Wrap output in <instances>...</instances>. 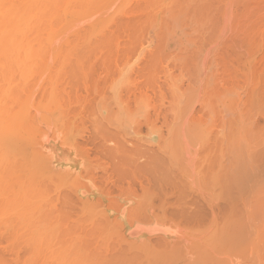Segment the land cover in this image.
<instances>
[{
    "label": "rangeland",
    "instance_id": "374dc122",
    "mask_svg": "<svg viewBox=\"0 0 264 264\" xmlns=\"http://www.w3.org/2000/svg\"><path fill=\"white\" fill-rule=\"evenodd\" d=\"M34 141L39 149L53 144L64 150L73 171L48 163L44 154L34 151ZM210 142L220 145L214 151L222 160L215 156L214 146L208 150ZM152 155L162 156V161L169 158L165 161L171 165L161 160L164 166L158 165L171 171V175L165 172L171 182L165 186L173 188L185 179L183 190L177 184L179 193L172 188L168 193L163 184V189L159 185L154 190L161 191V198L154 194L161 169L158 174L154 169L158 167L148 164ZM8 163L22 169V177L7 174L15 173ZM263 167L264 0H0V264H139L143 261L139 248L150 252V241L157 234L168 239L165 244L178 238L184 246L181 260L177 252L181 248L174 250L173 242V250L167 245L175 260L169 264H181L185 257L187 262V248L198 259H192L195 264H210L206 256L211 253L210 260L218 258L219 264H264V185L257 187L264 183ZM249 168L261 175L256 171L253 178ZM152 172L158 175L155 183L153 174L148 177L149 186L143 179ZM217 172L225 177L220 179L223 174ZM172 175L178 176L174 185ZM237 176L248 183H240L241 188ZM227 177L237 184L235 190L232 184L228 187ZM141 184L148 187L144 192ZM239 187L244 195L248 187L250 197L243 195L241 200ZM221 190L235 199H227L229 195ZM171 191L172 198L168 197ZM141 193L146 198L149 193V199L154 197L160 205L153 206L156 219L149 216L154 201L140 198ZM215 193L220 199L225 196L223 206L234 204L226 208L229 213L222 214L225 207ZM157 198L163 199L161 203ZM164 199H175L171 200L175 206L170 210L161 206ZM143 202L148 203L144 209ZM171 207L181 211L176 214L183 221L176 220L181 219L174 217ZM142 211L147 214L142 218L150 220H139ZM162 211L166 219L171 218L167 222ZM158 216L164 218L162 222ZM220 218L229 223L224 220L219 228ZM201 222L212 226L203 230ZM214 227L221 234L215 233L219 238L214 236L216 242L208 243L213 249L206 245L204 250L212 251L205 256L201 236ZM223 227L231 229L228 237ZM246 231L251 233L248 239ZM239 238L248 248L238 244ZM194 240L202 243L187 247L185 242ZM146 251L140 264L148 263V255L149 260L156 256Z\"/></svg>",
    "mask_w": 264,
    "mask_h": 264
},
{
    "label": "bare ground",
    "instance_id": "6f19581e",
    "mask_svg": "<svg viewBox=\"0 0 264 264\" xmlns=\"http://www.w3.org/2000/svg\"><path fill=\"white\" fill-rule=\"evenodd\" d=\"M209 140H210V139H209ZM35 141H36V140H35ZM35 141H34V145L37 144V142H35ZM37 141H38V140H37ZM158 142H159V141H158ZM158 142H157V146H158L157 148L160 147V146L158 145ZM214 143H215V142H214ZM66 144H67V143H66ZM68 144H69V143H68ZM210 144H211V145H208L209 147L207 146V147H208V150H209L210 146H211V147L214 146L213 152H215V156H216V151H214V150H217V149H215V148L220 149V145L217 144V146H215L216 144H212V142H210ZM38 145H40V140H39V142H38ZM160 145H161V144H160ZM172 145H173V144H172ZM172 145H171V146H172ZM36 146H37V145H36ZM174 146H175V145H173V147H174ZM218 146H219V147H218ZM37 147H38V148H37ZM37 147H36V149H35L34 151L39 152V154H44V155H45V158H44V159L47 160L48 163H50V164L53 165V166L63 167V168H65V169L68 170V171H73V169H72V165H71V161H72V160H69V158L67 159L68 155H67L66 152H64V150H62V149H60V148L56 149V148H55V145H53V144H51V145H48V144H47V146H46V145H42V146H41L42 149H39L40 146H37ZM205 147H206V144H205ZM205 147H203V150L206 152L207 147H206V149H205ZM75 149H76V148H75ZM159 149H160V148H159ZM38 150H39V151H38ZM151 150H152V149H151ZM199 150H200V149H199ZM203 150L201 149V151H203ZM208 150H207V151H208ZM75 151H76V150H75ZM152 151H154V149H153ZM152 151H151V153H153ZM162 151H163V150H162ZM210 151H211V148H210ZM210 151H209V152H210ZM218 151H219V150H218ZM218 151H217V153H218ZM40 152H41V153H40ZM211 153H212V152H211ZM171 154H173V153H170L169 156H170ZM201 154H202V153H201ZM213 154H214V153H213ZM161 155H162V154H161ZM197 155H198V152H197ZM199 155H200V153H199ZM158 156H160V155H158ZM158 156H157V155H152V157H149L150 159L148 158V164L151 162L150 165H151L153 168H154V167H158V169H156V168H154V169H155V171L158 172V174H159V171H157V170H159L160 166L162 165L161 162H165V163H166L167 161H165V160H166L168 157H167V158L165 157L166 159H165L164 161H162V159H161L162 156H160L159 158H157ZM164 156H165V155H164ZM203 156L206 157V155H204V153H203ZM212 156H214V155H211L210 157H212ZM215 156H214V157H215ZM217 156L221 159V157H220L219 155H217ZM217 156H216V157H217ZM170 157H174V155H173V156H170ZM205 157H200V156H199V158L202 159L203 162H204V159L206 160ZM219 158H218V159H219ZM163 159H164V158H163ZM168 159H169V158H168ZM209 159H212V160H213V157H212V158H209ZM209 159H208V156H207V161H208ZM149 160H150V161H149ZM160 160H161V162H160ZM197 160H198V159H197ZM212 160H211V162H212ZM221 160H222V159H221ZM202 161H201V163H202ZM214 161L216 162V160H214ZM214 161H213V162H214ZM230 161H231V160H230ZM198 162L200 163V160H198L196 163H198ZM213 162H212V163H213ZM217 162H218V164H219L220 160H217ZM242 162H245V161H242ZM246 162H247V161H246ZM159 163H160V166H158ZM168 163H169V162H168ZM168 163H166V164H168ZM201 163L199 164V166L201 165ZM204 163H205V162H204ZM212 163H211V165H212ZM223 163H225V162H223ZM228 163H229V162H228ZM228 163H227V164L225 163V164H226V165H229V164H230V167H231V165L233 164V163H232V164H231V163L228 164ZM166 164H165V166H166ZM174 164H175V163H174ZM184 164H185V163H184ZM194 164H195V163H194ZM205 164H207V162H206ZM209 164H210V163H209ZM209 164H207V165H209ZM216 164H217V163H216ZM218 164H217V165H218ZM244 164H245V163H244ZM169 165H171V164L169 163ZM181 165H182V164H181ZM196 165H197V164H195V166H196ZM207 165H205V166H207ZM222 165H224V164H222ZM242 165H243V164H241V166L239 165V167H243V166H245V165H243V166H242ZM252 165H253V163H252ZM252 165H250V166H252ZM6 166L9 168V170L15 172V173H7L6 170H4V171H5L7 174H9V175H10V174H15V175H14V179H18L19 176L22 177V174H21L22 169H16V170H15L14 167L11 166L10 163H8ZM162 166H164V165H162ZM179 166H180V164H179ZM183 166H187V165H183ZM195 166H194V167H195ZM199 166L196 167V168L200 169ZM202 166H203V165H202ZM202 166H200V167H202ZM205 166H204V167H205ZM212 166L215 167V165H212ZM218 166H219V165H218ZM102 167H104V170H106V168H105L106 166H104V164L102 165ZM175 167H176V164H175ZM204 167H202V168H203V169L207 168V170H208V167H205V168H204ZM223 167H224V166H223ZM226 167H227V166H226ZM239 167H237V168H239ZM252 167H253V166H252ZM163 168H164V169H161V168H160V169H161L160 171L162 172V174H161V172H160V175H161V176H159L157 173H156V175H158V176L161 177V178H162V177L165 178V182H164V180L160 179L158 176H156V175L153 174V172H155L153 169H152L153 172H152L151 174H147V177H146V178H145V176H144V179H146V180L143 179V181H145L146 184H148V182H149V186H151V185H150V180H148V177H149V179L152 178V179H151V182H152V180H153L154 183L156 182L157 179H158L159 181L164 182V183L161 182L162 184H158V183H160V182L157 180L158 182L156 183L155 188H152L153 191H154L155 189L158 190L160 187H161L160 189H163L164 187H166V186L168 185V183H169V184L171 183L170 181H168V180H170V179L168 178V176L171 175V174H170L171 171H170V170H169V171H168V170H165V167H163ZM166 168H167V166H166ZM177 168H178V167H177ZM202 168H201V169H202ZM211 168H212V167L210 166V169H211ZM216 168H218V167L216 166L215 169H216ZM219 168H220V167H219ZM221 168H222V167H221ZM224 168H225V167H224ZM245 168H246V167H245ZM245 168H244V169H245ZM259 168H260V167H259ZM263 168H264V167H263ZM180 169H181V168H180ZM201 169H200V171H201ZM203 169H202V170H203ZM212 169H213V168H212ZM212 169H211V170H212ZM215 169H214V170H215ZM226 169H228V171L231 170V168H230V169H229V168H226ZM246 169H247V168H246ZM249 169H250V170H249V173L252 174V175H251V174L248 173V175H250V176H253L254 173H255L256 171H257V173L259 172L258 170H256L257 167H256V169H255L256 171L254 170V171H255L254 173H252L253 171L251 170V168H249ZM163 170H165V171L163 172ZM176 170H177V169H176ZM178 170H179V168H178ZM182 170H183V169H182ZM182 170H181V171H182ZM205 170H206V169H205ZM207 170H206V171H207ZM217 170H218V169H217ZM239 170H241V169H237V172H238ZM261 170H262V169H261ZM68 171H67V172H68ZM166 171H167L170 175H169V174H168V175H165V174H167V173H165ZM197 171H198V170H197ZM223 171H225V170H223ZM233 171H234V170H233ZM242 171H243V170H242ZM242 171H240V172L242 173ZM251 171H252V172H251ZM174 172H175V171H174ZM174 172L172 171L173 175H174ZM177 172H179V171H177ZM209 172H210V170H209ZM209 172L207 171V174H208ZM219 172H220V171H219ZM234 172H235V171H234ZM234 172H233V174H234ZM245 172H246V171H245ZM179 173H180V172H179ZM179 173H176V174H178V176H179ZM203 173H204V172L202 171V175H203ZM225 173H226V172H225ZM227 173H228V172H227ZM227 173H226V174H227ZM257 173H255V174H257ZM259 173H260V174H258L257 176H260V175H261V172H259ZM263 173H264V172H263ZM263 173H262V174H263ZM152 174H153V175H152ZM176 174H175V176H176ZM205 174H206V173H205ZM210 174H212V173L210 172ZM214 174H215V173H214ZM214 174H213V177H215ZM216 174H219V173L217 172ZM221 174H223L224 176L221 175ZM228 174H229V173H228ZM231 174H232V173H231ZM150 175H152L151 178H150ZM163 175H164V176H163ZM173 175H172V178L174 179V181L172 180L171 177H170V178H171V180H172V184L174 185L173 182H176V181H175V180H176L175 178H177L178 176H177V177H173ZM198 175H201V173H200L199 171H198ZM219 175L222 176L220 179H222L223 177H225V174H224L223 172L220 173ZM235 175H236V173H235ZM243 175H244V173H243ZM243 175L238 174V176H242L243 179H244V176H243ZM155 176L157 177L156 180H155ZM166 176H167V178H166ZM227 176L229 177V175H227ZM233 176H234V175H233ZM233 176H232V179L234 178ZM238 176H237V177H238ZM250 176H249V177H250ZM254 176H255V175H254ZM254 176H253V178H254ZM263 176H264V175H263ZM263 176H261L260 179L262 178V180H264V179H263V178H264ZM179 177H180V176H179ZM218 177H219V176H218ZM228 177H227V180H229ZM237 177H236V178H237ZM139 178H140V177H139ZM142 178H143V177H141V179H142ZM216 178H217V177H216ZM247 178H248V177H247ZM253 178H251V179L249 178L250 181L252 180L251 182H249V183H251V187L254 186V185L252 186V182H254V181H253ZM256 178H257V177H256ZM178 179H179V178H178ZM178 179H177V180H178ZM213 179L215 180V178H213ZM220 179H219V180H220ZM224 179H225V178H224ZM238 179H239V180H238ZM258 179H259V177H258ZM258 179H257V180H258ZM147 180H148V182H147ZM180 180H181V179H180ZM182 180H184V181L181 182V183L183 184V182H185V179H182ZM254 180H255V179H254ZM262 180H259V181L261 182ZM143 181L140 180V182H142V183H143ZM166 181H167L168 183H167ZM224 181H226V180H224ZM231 181H232V180H231ZM231 181H230V180L227 181V183H228V182L230 183V185H229L228 187H230V186L233 185V186H235V187H231V188H233V189L236 188V187H237V186H236L237 184H236V183H235V184H232L233 181H232V183H231ZM237 181H240L239 184H238L239 186H240V183H243V182H244V181L242 182V181L240 180V177L237 178ZM237 181H236V182H237ZM177 182H178V181H177ZM215 182L217 183L218 181H215ZM221 182L224 184L223 186L227 185V184H225L222 180H221ZM256 182H257V181H256ZM256 182H255V183H256ZM260 182H259V183H260ZM166 183H167V185H166ZM181 183H176V185H177V184H180V186H179V185H178V186L180 187V190H181V189L183 190V187H182L183 185H182ZM216 183H215V185H217ZM219 183H220V182H219ZM219 183H218V184H219ZM247 183H248V180H247ZM247 183H245V184H247ZM261 183H262V182H261ZM261 183H260V184H257V185H258L257 187H259V185H264V183H262V184H261ZM163 184H164V185H163ZM184 184H186V183H184ZM231 184H232V185H231ZM243 184H244V183H243ZM245 184H244V185H245ZM141 185H142V184H141ZM152 185H153V184H152ZM157 185H158V186H157ZM159 185H161V186L159 187ZM162 185L164 186L163 188H162ZM165 185H166V186H165ZM176 185H174V186H175V190H174V186H173V188H172V185H170L171 187H170V186H168V187H169V188H172L173 191H175V193H179V192H178V189L176 190ZM181 185H182V186H181ZM255 185H256V184H255ZM142 186H143V185H142ZM178 186H177V187H178ZM185 186H186V188L188 187L187 185H185ZM219 186L221 187V184H220ZM219 186H218V187H219ZM247 186H248V185H247ZM158 187H159V188H158ZM179 187H178V188H179ZM240 187H241V186H240ZM240 187L237 188V190L240 189ZM244 187L246 188V186H244ZM248 187H250V186H248ZM248 187H247V189H245L246 192L249 191V190H248ZM263 187H264V186H263ZM143 188H144L145 190H147L148 187H144V186H143V187H142V192H144ZM157 188H158V189H157ZM169 188L166 187V189H164L165 192H168V193H169V192H170L169 190H171V189H169ZM221 188H222V187H221ZM241 188H242V187H241ZM259 188H260V187H259ZM150 189H151V188H149V190H148L149 193H150V192H153V191H150ZM168 189H169V190H168ZM188 189H189V187H188ZM215 189H220V188H217V187L215 186ZM227 189L229 190V188H227ZM252 189H254V187H253ZM255 189H258V188L255 187ZM180 190H179V191H180ZM185 190H186V189H185ZM185 190H184V191H185ZM234 190H235V189H234ZM237 190H236V193H237ZM243 190H244V188H243ZM250 190H251V189H250ZM173 191H171V193L168 194V197H170L172 194H175ZM176 191H177V192H176ZM221 191H222V190H221ZM224 191H226V190L224 189ZM224 191H222V192H224ZM231 191H232V189H231ZM238 191H239V190H238ZM241 191H242V190H241ZM245 191H244V192H245ZM252 191H253V190H252ZM154 192H155V193H154ZM154 192H153L154 194L157 193V191H154ZM160 192H161V191L159 190V192H158L159 194H156V196L159 197V195H160V198H161V195H162V194H160ZM180 192H182V191H180ZM218 192H219V191H218ZM229 192H230V191H229ZM242 192H243V191H242ZM246 192H245V195H244V193H240V191L238 192V194L242 195L241 200H243V195H244V197L246 196ZM260 192H261V190H260ZM145 193H146V192H145ZM145 193H143V194H145ZM149 193L146 194V195H147V198H146L142 193H141L142 195H139V196H140V198L143 197V198H145L146 200H148V199H149V195H148ZM153 193H152V194H153ZM162 193H163V196H164V194L167 195V193H164L163 191H162ZM188 193L190 194V193H192V191H191V192H188ZM194 193H195V192H194ZM224 193H225V192H224ZM226 193H227V192H226ZM226 193H225V194H226ZM234 193H235V192L232 193V196L234 195ZM236 193H235V195H238V194H236ZM257 193H258V192H257ZM263 193H264V192H263ZM263 193H261V194H263ZM152 194L150 193V195H152ZM215 194H216V193H215ZM166 195H165V196H166ZM216 195H217V197L219 196V199H220V195H219L218 193H217ZM226 195H229V194L227 193ZM240 195H238L237 197H238V198L241 197ZM141 196H142V197H141ZM152 196H153V195H152ZM154 196H155V195H154ZM163 196H162V198H163ZM177 196H178V195H176V197H177ZM182 196H184V195H183V192H182ZM182 196H181V197H182ZM188 196H189V195H188ZM192 196H193V194H192V195L190 194V197H191V198H192ZM211 196H212V195H211ZM229 196H230V197H229ZM229 196H227V199H229V198H230V200H234V199H235V198H233V197H232V199H231V195H229ZM247 196H248V195H247ZM247 196H246V197H247ZM253 196H255V195H253ZM258 196H259V195H258ZM168 197H167V198H168ZM178 197H180V196H178ZM185 197H186V195H185ZM190 197H189V198H190ZM194 197H195V196H194ZM196 197H197V196H196ZM223 197L225 198V196H223ZM234 197H235V196H234ZM248 197H250V196H248ZM151 198H152V197H151ZM153 198H154V197H153ZM153 198H152V200H153ZM160 198H157V199L159 200ZM164 198H166V197H164ZM170 198H172V197H170ZM170 198H169V199H170ZM173 198H175V196H173ZM186 198H188V197H186ZM197 198H198V197H197ZM197 198H195V199H197ZM203 198H204V197H203ZM209 198H210V195H209ZM221 198H222V197H221ZM224 198H222V199H224ZM238 198H237V199H238ZM145 199H144V200H145ZM154 199H155V198H154ZM179 199H180V198H179ZM181 199H182V198H181ZM181 199H180V200H181ZM183 199L186 200V202H188V199H185V198H183ZM183 199H182V200H183ZM205 199H207V197H206ZM217 199H218V198H217ZM222 199H220V201H221ZM227 199H225V204H227V202H226V201H228ZM239 199H240V198H239ZM144 200H143V201H144ZM146 200H145V201H146ZM149 200H151V199H149ZM152 200H151V202H152ZM158 200H157V201H158ZM162 200H163V199L159 200L160 203H161ZM171 200H172V199H171ZM171 200L164 199V203L162 202L161 206L164 205V204H165V205H168L167 208H168V210H170L169 206L172 205L171 202L174 201L175 199L172 200V201H171ZM177 200H178V199H177ZM182 200H181V202L184 203V201H182ZM197 200H198V203H199V199H197ZM197 200H194V201H197ZM200 200H201V199H200ZM215 200H216V198H215ZM251 200H252V199H251ZM139 201H141V199H139ZM145 201H144V202H145ZM153 201H154V200H153ZM157 201H156V203H157ZM168 201H170V204H169ZM190 201H191V200H190ZM190 201H189V202H190ZM194 201H192V202H194ZM202 201H203V200H202ZM212 201H213V199H212ZM212 201H211V202H212ZM236 201H237V200H236ZM244 201H246V198H245ZM144 202H143V203H144ZM147 202H148V203H151V202H149V201H147ZM192 202H191V204H194V203H192ZM200 202H201V201H200ZM207 202H209L208 199H207ZM207 202H206V204H207ZM213 202H214V201H213ZM221 202H222V204H220V205H221V207H222V206L224 205V204H223V200H222ZM221 202H220V203H221ZM228 202H230V201H228ZM238 202H239V200H238ZM238 202H237V203H238ZM242 202H243V201H241V203H242ZM143 203H142V204H143ZM148 203H146V204L144 203L145 205L141 206V208L144 209L143 207L147 206ZM153 203L155 204V201H154ZM174 203H175V202H173V205H174ZM178 203H179V201H178ZM215 203H216V202L211 203V204L214 205ZM231 203H232V202H231ZM246 203H247V202H246ZM142 204H141V205H142ZM154 204L152 205V203H151L152 208H153V206H154L155 208L160 206V205L156 206L158 203L155 204V205H154ZM175 204H176V203H175ZM187 204H188V203H187ZM209 204H210V203H209ZM209 204H208V205H209ZM211 204H210V205H211ZM216 204H217V203H216ZM216 204H215V206H216ZM228 204H230V203H228ZM228 204H227V205H228ZM247 204H248V203H247ZM149 205H150V204H149ZM165 205H164V206H165ZM173 205H172V206H173ZM183 205H184V204H183ZM204 205H205V201H204ZM210 205H209V207H210ZM213 205H212V206H213ZM220 205H219V207H220ZM232 205L234 206V204H230L229 207H230V206L232 207ZM164 206H163V210H164ZM174 206H175V205H174ZM181 206H182V205H181ZM181 206L178 207V208L181 209ZM187 206H188V205H187ZM187 206H186V207H187ZM193 206H194V205H193ZM205 206H206V205H205ZM205 206H204V208H206ZM212 206H211V207H212ZM235 206H236V203H235ZM243 206H244V205H243ZM200 207H202V206H201V203H200ZM209 207H208V209H209ZM223 207H225V208H224L225 210H224V212L222 211V214H224L225 212H227V211L230 210V208L227 207V206H223ZM247 207H248V206H247ZM139 208H140V207H139ZM159 208H160V207H159ZM171 208H172V207H171ZM173 208H174V207H173ZM173 208H172V210H173ZM178 208L175 207V209L173 210L174 217H175V214L177 213L176 211H177ZM182 208L185 209V207H182ZM212 208H213V207H212ZM212 208H211V209H212ZM226 208H229V210H227ZM245 208H246V207H245ZM165 209H166V208H165ZM188 209H189V208H188ZM188 209H186V210H188ZM192 209H193V207H192ZM198 209H199V207H198ZM219 209H220V208H219ZM231 209H232V208H231ZM139 210H140V209H139ZM153 210H154V208H153ZM155 210L157 211V209H155ZM155 210L149 213V216H150L151 218H153V219H154V218L156 219L155 215L158 214V212L156 213ZM159 210H161V209H159ZM168 210H167V212H168ZM178 210H179V209H178ZM200 210H201V209H200ZM213 210H214V208H213ZM216 210H217V209H216ZM222 210H223V209H222ZM236 210H238V209H236ZM242 210H243V209H242ZM247 210H248V209H247ZM165 211H166V210H165ZM182 211H183V210H182ZM193 211H194V210H193ZM208 211H209V210H208ZM210 211H211V210H210ZM232 211H233V210H232ZM234 211H235V210H234ZM240 211H241V209H240ZM143 212H144V211H142V215L140 216V219H139V220H144V221H145L146 219H143V218H146V217H144V216H145V215L147 216V214H144ZM153 212H155V213H153ZM170 212H171V211H169V213H170ZM179 212L181 213L180 210H179ZM179 212H178V215H181V214H179ZM194 212H195V211H194ZM196 212H197V211H196ZM202 212H203V211H202ZM204 212H206V211H204ZM212 212H213V211H212ZM236 212H237V211H236ZM247 212H248V211H247ZM162 213H163V211H162ZM169 213H168V214H169ZM182 213L185 214L186 212H185V213L182 212ZM187 213H188V212H187ZM191 213H192V212L190 211V215H191ZM197 213H198V212H197ZM207 213H208V212H207ZM227 213H229V212H227ZM233 213H234V212H233ZM238 213H239V212H238ZM242 213H243V211H242ZM164 214H165V212H164L163 214H161V215H164ZM166 214H167V213H166ZM192 214H193V213H192ZM204 214H205V213H204ZM208 214L210 215L211 213H208ZM213 214H214V212H213ZM222 214H221V215H222ZM143 215H144V216H143ZM171 215H172V214H171ZM178 215L176 214V216H177L178 218L182 217V216H178ZM219 215H220V214H219ZM227 215H228V214H227ZM227 215H225V216L227 217ZM230 215H231V211H230ZM239 215H240V214H239ZM242 215H243V214H242ZM168 216H169V215H168ZM183 216H184V215H183ZM186 216H187V215H186ZM186 216H185V217H186ZM195 216H196V215H195ZM225 216L223 215V217H225ZM231 216H232V217H236L237 215H235V216L231 215ZM231 216H230V217H231ZM243 216H244V215H243ZM245 216H246V215H245ZM142 217H143V218H142ZM158 217L161 218V216H158ZM165 217H167V216L164 215V218H165ZM170 217H172V216H170ZM174 217H173V218H174ZM199 217H200V215H199ZM208 217H209V216H208ZM216 217H217V215H216ZM219 217H220V216H219ZM221 217H222V216H221ZM228 217H229V215H228ZM228 217H227V218H228ZM147 218H148V217H147ZM164 218H161L160 221L162 222V219H164ZM182 218H183V217H182ZM182 218H180L181 220H178V219L176 218V220H177V221H183ZM191 218H192V217H191ZM196 218H197V217H196ZM213 218H214V216H213ZM227 218H224L223 220L220 218L219 221L222 220V222H221V223L218 222V223L221 224V225L218 224V225H219V226H218L219 228H220V226H221V228H222V225H224V224H223L224 220L226 221V223H229V222H227V221H228ZM148 219H149V218H148ZM148 219H147V220H148ZM170 219H171V218H169V219H168V218H167V219L165 218L164 221L167 222V220H170ZM188 219H189V218H188ZM193 219H194V218H193ZM201 219H202V216H201ZM210 219H212V218H210ZM226 219H227V220H226ZM241 219H243V221H244V217L241 218ZM248 219H249V218H248ZM147 220H146V221H147ZM149 220H150V219H149ZM190 220H191V219H190ZM190 220H189V221H190ZM194 220H195V219H194ZM205 220H207L206 223H208L209 218H205ZM215 220H216V219H215ZM215 220H214V221H215ZM237 220H238V219H237ZM237 220H234V219H233V221H235V222H236ZM239 220H240V218H239ZM157 221L159 222V219H157ZM177 221H176V222H177ZM196 221H197V220H196ZM212 221H213V220H212ZM229 221H230V220H229ZM231 221H232V220H231ZM231 221H230V223H231ZM241 221H242V220H241ZM241 221H240V222L238 221V222H236V223H241ZM247 221H248V220H247ZM249 221H250V220H249ZM168 222H169V221H168ZM176 222H175V224H177ZM186 222H187V221H186ZM197 222H198V221H197ZM199 222H200V221H199ZM169 223H170V222H169ZM178 223H179V222H178ZM203 223H204V222H203ZM216 223H217V222H216ZM232 223H233V222H232ZM232 223H231V224H232ZM181 224H182V223H181ZM187 224H188V223H187ZM187 224H186V225H187ZM201 224H202V222H201ZM212 224H213V222H212ZM214 224H215V222H214ZM170 225H171V224H170ZM173 225H174V224H173ZM195 225H196V223H195ZM202 225H203V224H202ZM205 225L207 226V224H204V225H203V227H204V228H202L203 230H204L205 228L207 229V227H209L211 224H210L209 226H207V227H205ZM226 225H227V224H225V226H226ZM228 225H229V224H228ZM242 225H244V224L242 223L241 226H240L239 228H242ZM245 225H246V224H245ZM180 226H181V225H179V227H180ZM188 226H189V225H188ZM193 226H194V224H193ZM193 226H191V229L193 228ZM211 226H212V225H211ZM214 226L217 227V225H214ZM225 226H224V227H225ZM229 226H230V225H229ZM233 226H234V224L232 225V227H233ZM237 226H238V225H237ZM196 227H197V226H195L194 229L198 230V228H199L200 226H199L198 228H196ZM216 227L212 228V230H213V229L215 230ZM224 227H223V228H224ZM230 227H231V226H230ZM244 227H245V226H244ZM244 227H243V228H244ZM182 228H184V226H183ZM226 228H227V226H226ZM226 228H224V229H226ZM234 228H235V227H234ZM239 228H238V229H239ZM158 229H159V228H158ZM186 229H187V228H186ZM191 229L189 228V230H191ZM194 229H193V230H194ZM202 229H201V227H200V229H199L198 231L200 232V230H201V231L203 232ZM229 229H230V228H229ZM229 229H226V230L229 231ZM236 229H237V228H236ZM236 229H235V230H236ZM245 229H246V228H245ZM159 230H160V229H159ZM159 230H158V231H159ZM212 230H211V231L209 230V233L211 232L210 234H211L213 237H208V236H210V234L205 235V234H206V232H205L204 235H205L206 237L203 235V236H201L202 239L199 238V239H201L202 242H203V246H202V247H204V245H205V247L203 248V250H204V249H207L206 247L208 246V243H209V244L211 243L210 245H212V244H213V240L216 242V240L214 239V236L217 237V238H219L218 236H216L215 233L218 234V232H219V234H221V231H220L219 229H218V232H217V230H215L213 233H212ZM230 230H231V229H230ZM232 230H233V228H232ZM160 231H161V230H160ZM184 231H185V229H184ZM198 231H197V232H198ZM222 231H223V230H222ZM224 231H225V230H224ZM228 231H227V235L224 234L226 231L223 232V235H226L225 237H228V233L230 234V232H232V231H229V232H228ZM236 231H237V230H236ZM248 231H249V230H248ZM180 232L183 233V229H182V231H180ZM185 232H186V231H185ZM233 232H234V230H233ZM240 232H241V231H240ZM246 232H247V231H246ZM251 232H252V231H251ZM234 233H235V232H234ZM234 233H233V234H234ZM242 233H243V232H242ZM186 234H187V233H186ZM186 234H185V235H186ZM188 234H189V233H188ZM190 234H191V233H190ZM202 234H203V233H202ZM202 234H201V235H202ZM231 234H232V233H231ZM237 234H238V233H237ZM247 234H248V232L246 233L245 237L247 236ZM249 234H251V233L249 232ZM249 234H248V236H249ZM157 235H158V236H157ZM157 235H154V236H155V237L157 236L158 239H156L155 237L152 238L153 241H154V244H157V246H154L153 241H150V242L152 243V245L149 246L148 250H151V251H150V252H149V251L147 252V251H146L147 248L144 249V251H146L147 254H148V253H149V254L151 253V256H152V255H156L157 257L154 256V258H153V256H152V259H154V260L152 261V259L149 260L150 255H148V257H147V258H148V263H147V261H146V258H145V262H146L147 264H162V263H163V264H164V263L167 264L170 260H172L173 262H175V260H173L172 257H170V256H172V255H171L172 253L169 252V251H171V250H169V249H172V250H173V248H171V247H173V246H172L173 243L175 244V245H174V250H176V248H178V250H179L180 248L182 249V250L180 249V251H177V252H179V258H180V255H181V260H182V258H183V257H182V254L184 255V252H186V251H184V246H181V243H180L181 241H178V240H179L178 238H177V239L172 238L173 241H171V245H169V244H165V243H167L168 239L166 240V238H164V237H160V238H159V234H157ZM195 235H196V234H195ZM235 235H236V234H235ZM235 235H234V236H235ZM152 236H153V235H152ZM186 236H187V235H186ZM188 236H189V235H188ZM193 236H194V235H193ZM231 236H233V235H231ZM248 236H247V239H248ZM250 236H251V235H250ZM148 237H150V236H148ZM189 237H191V236H189ZM204 237H205V238H204ZM237 237H238V236H237ZM241 237H242V236H241ZM150 238H151V237H150ZM203 238L205 239L204 241H203ZM207 238H208V239H207ZM210 238H212V239L210 240ZM230 238H231V237L229 236V238H227L228 241H227V240H226V241H227V242H230V241H229ZM232 238H233V239H232L231 241H234L235 238H234V237H232ZM242 238H243V237H242ZM251 238H252V237H251ZM251 238H250V239H251ZM159 239H160V241H159ZM161 239H163V240L161 241ZM169 239H170V238H169ZM196 239L199 240L198 238H196ZM206 239H207V240H206ZM240 239H241V238H239V240H240ZM176 240H177V242H176ZM197 240H194V241H188L189 244H188V242H185V244L187 245V247H190L191 245H196V242L200 244L201 240H200V241H197ZM208 240H210V241H208ZM222 240H223V238H222ZM222 240H220V241L218 240V241L221 242ZM236 240H237V239H236ZM236 240H235V242H236ZM239 240H238V241H239ZM156 241H157V243H155ZM205 241H206V244L204 243ZM240 241H242V243H241ZM240 241L238 242V244H242V245H243V243H245V242H244V239H242V240H240ZM247 241H248V240H247ZM249 241H250V240H249ZM249 241H248V242H249ZM172 242H173V243H172ZM191 242H193V244H191ZM202 242H201V243H202ZM219 242H218V243H219ZM222 242H224V241H222ZM227 242H226V243H227ZM162 243H163V244H162ZM224 243H225V242H224ZM251 243H252V242H251ZM179 244H180V245H179ZM199 244H197V245H199ZM231 244H232V245H230V246L233 247V246H234L233 242H231ZM158 245H159V246H162V248H161V247L159 248ZM167 245L170 246V247H168ZM178 245H179V247H178ZM206 245H207V246H206ZM217 245H219V244H217ZM242 245H240V246H242ZM245 245H246V243H245ZM250 245H251V244H250ZM250 245H249V246H250ZM180 246H181V247H180ZM222 246H223V245H222ZM226 246H228V244H227ZM230 246H229V247H230ZM145 247H147V245H146ZM153 247H154L155 249H154ZM157 247H158V249H157ZM165 247H166V248H165ZM167 247H168L169 249H168ZM195 247H196V246H195ZM210 247H211V246H208V248H210ZM213 247H214V246H213ZM218 247H221V246H217V248H218ZM224 247H225V245H224ZM234 247H235V246H234ZM234 247H233V248H234ZM238 247H239V245H238ZM242 247H243V246H242ZM244 247H245V246H244ZM244 247H243V252H245V251H244V250H245ZM246 247H247V245H246ZM246 247H245V248H246ZM151 248H152V249H151ZM164 248H165V250H168V252H165V250H162V249H164ZM190 248H192V246H191ZM211 248H212V247H211ZM225 248H226V247H225ZM233 248H231V250L229 249L228 251L231 252V251L233 250ZM247 248H248V247H247ZM139 249H140L139 251H142L141 254H140V252H139L140 258L142 259V257H143V261H144V257H146L147 255H145V256L143 255V256H142V253H143L144 251H143V249L141 250V248H139ZM156 249H157V250H156ZM193 249H194V248H193ZM212 249H213V248H212ZM218 249H219V248H218ZM239 249H241V248H239ZM239 249H236V250L239 251ZM153 250H155L156 252L153 251ZM161 250H162V251H161ZM187 250H188V253H186L187 256H188V258H187L188 261H187V262H189V260H190V262H189V263L185 262V261H186V257H185V256H184V257H185V259H184L185 261H184V262H185L186 264H191V262H192V264H193V263H194V264L197 263L196 260H198V259H197L196 257H194V255L192 254V252H190L191 249H188V248H187ZM189 250H190V251H189ZM207 250H208V249H207ZM220 250H221V248H220ZM236 250H234V251H236ZM250 250H251V249H250ZM163 251H164L167 255H166ZM196 251H197V250H196ZM201 251H202V250H201ZM209 251H212V250H209ZM209 251L206 252V250H204V254H205V256H206L208 253H210ZM238 251H237V252H238ZM152 252H153V254H152ZM157 252H160V254L157 253ZM181 252H182V253H181ZM198 252H199V251H198ZM205 252H206V253H205ZM220 252L222 253V251H220ZM240 252H241V250L239 251V253H240ZM243 252H242V253H243ZM155 253H156V254H155ZM213 253L215 254V257H216L217 251H216V252L213 251ZM223 253H224V252H223ZM225 253H228V252L225 251ZM247 253L250 254L249 251H248ZM247 253H246V255H247ZM145 254H146V253H145ZM175 254H176V251H174V253H173V258H174V259H176V257L178 256V253H177L176 255H175ZM189 254L193 255V258H192V256H190ZM197 254H198V253H197ZM201 254H202V252H200V255H201ZM204 254H203V255H204ZM211 254H212V253H211ZM211 254H208V255L206 256V258L209 257L208 260L210 261V264H211V261H212V260H213V262H215V263H216V262H217V263H218V262L220 263V261H218V258H215V259L210 260V259L213 257V256H212V257L209 256V255H211ZM234 254H235V253H234ZM243 254L245 255V253H243ZM163 255H164V256H163ZM174 255H175V256H174ZM195 255H196V254H195ZM218 255H219V253H218ZM226 255H228V254H226ZM237 255H238V254H236V256H237ZM239 255H240V254H239ZM168 256L170 257L169 260L166 259V257H168ZM161 257H162V258L164 257L165 259H164V258L162 259ZM169 257H168V258H169ZM189 257H190V258H189ZM228 257H229V256H228ZM228 257H227V258H228ZM231 257H233V255H231ZM240 257H241V256H239V258H240ZM140 258H139V259H140ZM206 258H205V260H206ZM213 258H214V257H213ZM219 258H221V257L219 256ZM224 258H226V257H224ZM227 258H226V260H227ZM229 258H230V257H229ZM229 258H228V261H230ZM239 258H238V257H237V258L235 257V259H239ZM243 258H244V256H242V259H243ZM161 259H162V260H161ZM192 259H196V260H193V261H196V262H193ZM199 259H200V257H199ZM216 259H217V261H215ZM222 259H223V258H221V262H222ZM230 259H231V258H230ZM245 259H246V258H245ZM156 260H157V261H156ZM165 260H166V262H164ZM167 260H168V261H167ZM178 260H179V259H178ZM201 260L205 261L204 259H200V261H201ZM223 260H224V259H223ZM139 261H140V260H139ZM143 261H142V262H143ZM172 261H171V262H172ZM209 261L206 260V262H209ZM140 262H141V261H140ZM140 262H139V264H140ZM142 262H141V263H142ZM145 262H144V263H145ZM161 262H162V263H161ZM184 262H182V263L185 264ZM206 262H204V263H206ZM213 262H212V263H213ZM230 262H231V261H230ZM232 262H233V261H232ZM182 263H181V264H182ZM198 263H199V262H198ZM219 263H218V264H219ZM168 264H169V263H168ZM175 264H176V263H175ZM179 264H180V263H179ZM201 264H203V263L201 262ZM226 264H229V263H226Z\"/></svg>",
    "mask_w": 264,
    "mask_h": 264
}]
</instances>
